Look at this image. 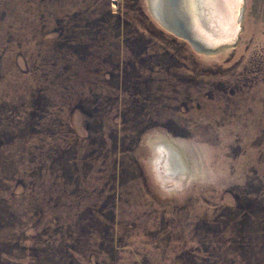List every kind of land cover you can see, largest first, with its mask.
<instances>
[{
    "label": "rangeland",
    "instance_id": "374dc122",
    "mask_svg": "<svg viewBox=\"0 0 264 264\" xmlns=\"http://www.w3.org/2000/svg\"><path fill=\"white\" fill-rule=\"evenodd\" d=\"M150 5L0 0V264H264V0L211 55Z\"/></svg>",
    "mask_w": 264,
    "mask_h": 264
},
{
    "label": "bare ground",
    "instance_id": "6f19581e",
    "mask_svg": "<svg viewBox=\"0 0 264 264\" xmlns=\"http://www.w3.org/2000/svg\"><path fill=\"white\" fill-rule=\"evenodd\" d=\"M174 5L171 9L183 26L195 29L199 39L207 45L226 40L231 34L234 11L237 5L225 7L212 6L206 0H171ZM246 2V0H244ZM169 0H150L153 16L161 25L165 24V9ZM159 4V5H158ZM171 5V4H170ZM159 7L160 11L157 9ZM169 7V6H168ZM158 10L159 12H156ZM244 15V9L240 16V22ZM169 18L172 17L169 15ZM162 25V26H163ZM164 27V26H163ZM242 30L243 26L241 25ZM165 28V27H164ZM241 33L239 35L240 40ZM239 43V41H238ZM227 49V48H226ZM224 50V49H223ZM157 152V151H156ZM156 167L160 176L167 184L183 181L187 175L188 163L175 144H164L158 147ZM188 178V176H187Z\"/></svg>",
    "mask_w": 264,
    "mask_h": 264
},
{
    "label": "water",
    "instance_id": "95a60500",
    "mask_svg": "<svg viewBox=\"0 0 264 264\" xmlns=\"http://www.w3.org/2000/svg\"><path fill=\"white\" fill-rule=\"evenodd\" d=\"M169 1L170 2L166 5L167 9H165V14L167 13L165 15L166 19L164 18L162 19L163 21H165V24L164 25L162 24V25L169 32L188 41L198 53L211 55V54L218 53L222 51L223 49L233 48L237 46L238 41H239V35L242 31V27H241L242 24L240 22V16H241L242 10L245 7L244 0L241 4H238L235 8L230 36L226 40L219 41V42H216L210 45L204 44L199 39V36H197L195 29H191L190 27L183 26L181 21L177 17H175L176 15L174 16L173 14L174 11L171 9V6L174 5L173 2L171 0ZM157 9L160 11L159 7ZM158 10H156V12H159ZM169 15L172 17V19L169 18ZM157 21L160 22L161 20L158 19Z\"/></svg>",
    "mask_w": 264,
    "mask_h": 264
},
{
    "label": "snow or ice",
    "instance_id": "6c2138e0",
    "mask_svg": "<svg viewBox=\"0 0 264 264\" xmlns=\"http://www.w3.org/2000/svg\"><path fill=\"white\" fill-rule=\"evenodd\" d=\"M243 0H206V3L212 6L222 5L225 7H233L235 5L241 4Z\"/></svg>",
    "mask_w": 264,
    "mask_h": 264
}]
</instances>
